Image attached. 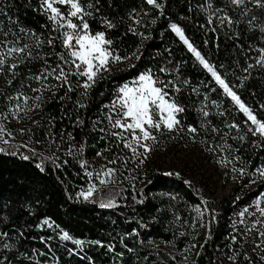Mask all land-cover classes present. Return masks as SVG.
<instances>
[{"label":"trees","instance_id":"obj_1","mask_svg":"<svg viewBox=\"0 0 264 264\" xmlns=\"http://www.w3.org/2000/svg\"><path fill=\"white\" fill-rule=\"evenodd\" d=\"M91 2L95 4V0ZM3 4L7 5L5 10L9 15L19 20V25L12 26L14 31H18L19 27L34 29L37 33H43L47 39L51 33V22L38 10V0H3ZM209 4L212 6L211 11L225 9L234 22L229 24L225 20L221 26L217 17L224 13L217 12L209 24ZM96 7L99 12H94L93 17H86L92 31H105L107 38L114 40L113 46L121 50V55L134 52L141 44V36L129 31L130 26L149 38L143 40L139 60L133 56L131 61L117 66L121 71H116L114 67L111 73H105L88 91L87 96H84L82 88L75 87V83L84 78L73 76L70 77L74 84L72 92L65 96V87L43 108H35V113L20 126L27 129L22 132V139L32 144L39 141L38 144L48 153L47 156L43 157L22 147L24 151H19L15 145L0 146L5 148L4 152H0V232L8 233V237L0 236V264H53V257L57 258L56 264H192L193 261L196 264H264L252 254H247L251 260L245 259L246 249L239 243L240 238L231 240L230 227L224 219L235 208L251 204L264 192V183L258 179L255 184L250 182L256 177L238 172L241 183L234 191L235 204L223 208L224 218L213 220L211 239L205 244L208 229L201 227V224L211 218L210 212L212 215L215 212L209 202L205 205L195 184H189L184 176L167 175L163 171L149 168L146 159L143 163L132 160L130 150L122 143L119 148L112 147L111 152L105 150L102 156L97 155V152L115 143L107 132L102 133L99 129L108 126L104 118L108 109L104 105L111 101L116 88L145 68L151 67L156 71L161 66L175 68L179 65V76L173 71L171 74H161V79H176L180 82L179 93L171 88L169 91L185 108L178 116L183 126L172 132L166 130L161 139L184 144L188 150L195 147L204 154L227 156L228 163L236 168L245 167L249 173L264 165V147L259 146L264 143V138L249 131L254 126L247 114L231 97L225 95L211 74L199 64L170 27L171 23H179L194 46L225 76L257 118L264 119V108L261 107L264 105V67L256 64L257 49L264 47V31L261 30V26H264V9H253L251 13L241 15L244 9L233 6L230 0H166L163 15L154 6L148 5L146 0H99ZM247 7L253 8L251 3ZM134 8L137 13L133 15L140 20L139 24L128 15ZM253 16L257 19L250 25L248 21ZM102 17L113 20L116 27L106 28ZM0 19H4L7 30L8 21L2 13ZM152 19L157 20L156 24L151 23ZM44 25L49 27L45 28ZM211 28L215 31L209 30ZM52 51L45 43L40 54ZM55 51H61L59 40L55 41ZM48 59L53 64L56 62L54 55ZM168 61L171 63L168 64ZM129 63L136 67L123 70ZM249 64L255 66L249 72H244L243 69ZM220 65H224V68L221 69ZM43 66V60L35 59L19 65V75L15 78L11 72L3 74L0 80V111L8 112L10 107H14L15 101L10 103L7 97L14 96L17 90L29 96L36 95L31 88H37L39 84L29 77L38 73ZM9 79H13L11 85L7 84ZM184 79L189 83L183 84ZM52 82L55 83L54 80ZM45 97H52V93H45ZM213 100L218 104L213 105ZM77 101L87 107L79 108ZM204 111L209 112V116L205 117ZM77 115L84 120L83 126L77 123ZM97 117L104 123L94 128L93 121ZM233 121L240 125L239 130L228 127ZM188 125L195 126L197 132L190 133ZM213 126L219 131H213ZM69 133L74 140L69 139ZM50 135L55 137L54 143ZM238 136L245 138L234 139ZM70 144L74 145V154L80 144L85 145L82 158L88 161V171L101 158L109 161L119 157L118 163L113 164V168L120 170L119 179L111 186H103L102 193H94L88 200L77 196L78 192L87 190L91 178L78 163L81 156L67 155ZM226 145H231V148ZM236 155L241 157L239 161L233 159ZM25 156L30 158L25 159ZM47 157L59 159L54 162ZM124 157H129L126 167ZM42 158L44 164L41 166ZM64 160L68 163L63 164ZM132 169L135 170L130 171ZM133 186L136 190L142 189L143 195L133 190ZM121 189L124 191L116 197L115 207H101V202L106 203L108 198ZM140 200L143 203H139ZM197 205L203 213V220L197 215ZM48 217L55 223L50 221L51 226L44 224L40 227ZM142 224L147 226L142 227ZM134 229L139 230V236L135 233L125 235ZM63 231L69 232L74 239L65 240ZM75 239L85 241L82 249L75 244ZM94 240H101L104 246L92 244ZM164 241L172 243L166 244ZM5 243L15 247L6 249L3 247ZM109 243L115 245L114 250L107 248ZM193 243L197 245L194 250L183 251ZM201 244L204 245L203 249L199 247ZM129 248L133 251H129ZM121 252L124 253L123 257L119 255ZM235 253H239L237 260L230 261L228 256ZM36 256L38 260L29 259ZM184 256L188 257L187 262L183 261Z\"/></svg>","mask_w":264,"mask_h":264},{"label":"snow or ice","instance_id":"obj_2","mask_svg":"<svg viewBox=\"0 0 264 264\" xmlns=\"http://www.w3.org/2000/svg\"><path fill=\"white\" fill-rule=\"evenodd\" d=\"M40 4L39 11L43 12L47 19L51 22V33L45 40L43 33H37L34 29H29L25 27H19L18 31L13 30V25H19L18 19H13L12 15H9L6 4H3V0H0V13L7 19L8 25L7 30H5V21L4 19H0V74L7 72H11L12 77L15 78L19 75L17 69L19 65L24 64L26 62H30L35 59H41L44 62V66L42 69L35 74H31L29 79L35 80L38 82L39 87L31 88V85H28L31 88L33 93H36L34 96H29L25 94L23 91L17 90L15 95H9L7 97L8 101L11 103L15 101L14 107H10L8 112L0 111V118L7 117L9 115H15L18 119L21 118L19 113L23 112L27 114L28 111L35 108H43V106L49 102L51 98L56 96V93L61 89L67 88V92L65 96L68 95L69 92H72L74 89L73 81L70 77H81L84 78L82 81H77L75 83L76 88H82L84 90V96L88 95V91L97 83L98 79H102L105 73H111L113 68L115 67L116 71H121L118 65L128 62L132 60V57L135 56L136 60H139L142 53L141 47L143 46V40L149 37L145 36L143 32H139L134 27H129V31L133 32L135 35L141 36V44L138 46L134 52L128 53L125 55H121V50L114 47V40L111 38H107L105 31H95L93 32L89 21L86 17H93L94 12H99V8L96 7L99 4V0H95V4L91 2V0H38ZM148 5H152L155 9L159 10V13L163 15L165 2H158V0H146ZM230 3L233 6L242 7L244 11L241 15H245L247 13H251L253 9H264V0H230ZM251 3L253 8H248L247 4ZM62 7L64 10H62ZM210 9L209 15L207 17L209 24H211L213 17L217 12H223L222 16L217 17L221 26L225 23V20L229 24H232L234 21L231 16H229L225 9L217 8L214 11H211V4L208 5ZM133 13H137V9H132L128 15L135 20L136 24L140 23V20L136 18ZM102 23L108 29H113L116 27V24L113 20L102 17ZM257 18L253 16L252 20H249L248 23L250 25L253 24V21ZM157 20L152 19L151 23L156 24ZM45 28L49 27V25H44ZM171 29L175 32V34L179 37L181 41L187 46L188 50L194 54L195 59L201 64L214 78L215 83L218 84L222 89L225 95L231 97V100L235 102L239 108L247 114L248 119L251 121V125L254 127H250L249 131L254 134H259V137L264 138V119H258L257 116L253 113V110L245 104V102L238 95L237 91L233 90V87L230 86L229 82H227L225 76H222L221 72L214 66L213 63L209 61L205 57V55L191 42L189 37L185 34V30L179 23H171ZM211 31H215L214 28L209 29ZM261 30L264 31V26H261ZM52 33H56L53 35ZM239 35V33H237ZM28 40V42H24ZM60 41L61 51H55V41ZM50 46L53 51L51 53H43L40 54L42 47L44 44ZM207 43V41H205ZM255 47V46H253ZM258 58L256 59V64L264 67V47H259L258 49ZM55 56L56 62L53 64L49 61V56ZM168 64L171 61L167 62ZM183 63V62H181ZM255 65L249 64L247 68H244V72H249ZM135 64H127L126 68L123 70H127V68H135ZM221 69L224 68V65L219 66ZM173 71L176 72V75L179 76V65L175 68H171L168 66H161L156 71L153 68L148 67L143 71H139L138 74L131 80H126L122 84H120L113 95L111 101L104 105V108L108 109L107 112L104 113V118L107 121L106 128H100V132H107L109 134V138L113 140L115 143L112 144L109 148L101 150L97 152V155L102 156L105 150L111 152L112 147L119 148L122 143L123 146L130 150L131 159L134 161H138L139 163H143V160L148 157V155L153 150L154 144L152 142L157 141L158 134L163 135L164 128L166 127L169 132L177 130L179 127H182L181 120L178 118L180 113L185 111L184 106L178 102L177 98L169 91V89H173L175 93H179L181 91L180 82L176 79L172 80H164L161 79V74H171ZM51 78V79H50ZM248 77H243L242 79H247ZM55 81L53 83L52 81ZM13 83V79L7 80V84L11 85ZM189 81L187 79L183 80V84H188ZM243 86L242 84L240 85ZM23 87V85H21ZM196 91V89H193ZM215 91V89H212ZM51 92L52 97H45V93ZM22 98V100H21ZM70 98V97H69ZM64 99V97H61ZM205 99H207V94H205ZM31 102V104H29ZM79 108H86V104H82L79 101L76 102ZM213 105H217L218 102L213 100L211 101ZM23 104V106H22ZM264 108V105H261ZM18 110V111H17ZM203 115L205 117L209 116V112L204 111ZM76 121L79 125L83 126L84 120L81 119L79 115L76 116ZM34 123L38 124L39 121H34ZM100 123H104L99 117L95 121H93L94 128L98 126ZM247 123V121H245ZM228 127L240 129V125L236 124L234 121L232 124L228 125ZM27 129L21 128L20 132H24ZM187 130L190 133H196L197 128L193 125H188ZM7 131L3 124H0V138H2L3 133ZM213 131L218 132L219 129H216L213 126ZM8 137H12L13 133L8 131ZM70 140H74L75 138L71 133L68 134ZM102 139L105 137H101ZM245 137H234V139H244ZM51 142H55V137H51ZM4 144H8L9 140H3ZM39 143V141H37ZM255 143V142H254ZM260 147H264V143L259 145ZM24 147H28V145H24ZM57 147H59L57 145ZM74 145L70 144L67 155H75L81 156L78 163L82 168L85 169L88 177H93L94 175L99 177L98 182H90L87 190H82L78 192L77 196H83L85 200L92 198L94 193L103 191V186H106L112 183L114 180L119 179L118 168L112 167H103L100 172H96L94 174L93 171L87 170L88 161L82 158V153L84 151L85 145L80 144L76 148L75 154L73 153ZM226 147L231 148V145H226ZM211 151H215V149H210ZM223 150V149H222ZM5 148L0 147V152H4ZM234 151L238 152L239 149H235ZM32 152L35 153V149H32ZM25 159H29L30 157L25 156ZM46 159H51L55 162L58 157H47ZM119 157H116L112 160H109V164H116L119 161ZM129 157H124L123 162L126 167ZM228 157H223L219 163L225 164L227 162ZM235 161H239L241 157L236 155L233 157ZM68 161L64 160L63 164H67ZM41 166L44 164V158L40 161ZM132 169L130 171H134ZM232 172H239L242 175H249L250 177H256V179H251L250 182L255 184L257 179L264 183V165L256 167L254 171L249 173L245 167L236 168L232 167ZM167 175H175L180 176L179 172H169ZM233 179L236 177L233 176ZM191 184V181H188ZM133 190L139 191L141 195H143V190H136L133 186ZM123 189L117 192L115 195L107 199V202H101V207L112 208L117 204L116 197L123 193ZM264 198V192L260 193V196L257 200L253 201V204L259 206V200ZM239 199V197H237ZM139 203H143V200H140ZM205 205L208 204V201H204ZM251 207V205H249ZM248 209H243L238 215L243 217L245 212ZM259 211L262 215H264V208H259ZM197 215L203 220V213L199 205L196 206ZM255 215V213H252ZM211 218L207 220L206 223H202L201 227H205L208 229V234L205 238L204 243L206 244L209 239H211V226L214 220V215L211 214ZM51 221V217H48L44 220L43 224L39 225L43 227L44 224H49ZM51 223H55L51 221ZM240 223H244L243 220ZM261 221L256 219L252 222V226L254 227L257 224H260ZM49 226H51L49 224ZM142 227H146L147 225L142 224ZM250 230V229H249ZM234 231H238L235 230ZM135 233V235L139 236V230L134 229L133 232L125 233L126 236H131ZM63 238L68 241H72L74 238L67 231H63ZM0 236L8 237L7 232H0ZM258 236L260 237L259 243L257 247L264 246V226L262 229H258ZM43 239V238H42ZM238 239L237 235H231V240L236 241ZM75 244L79 245L81 249L85 245V241L83 239H75ZM92 244L104 246L101 240L91 241ZM121 243H123V237H121ZM143 244V240L140 242ZM149 243H153L149 241ZM164 243H172L170 241H164ZM156 246V245H154ZM4 248L15 247V245H11L5 243L3 245ZM125 248H128L127 244H124ZM197 247L196 244H189L184 248V252H190ZM201 249H203L204 245H199ZM107 248L110 250H114L115 245L112 243L107 244ZM129 251H133V249H128ZM38 251V250H37ZM72 251H77L73 249ZM71 254V253H70ZM21 255H26V253H21ZM121 257H123L124 253H119ZM200 255V253H197ZM239 253H235L233 255L228 256L230 261L235 262ZM7 259V258H5ZM29 259H39L36 257H29ZM147 260V257L144 258ZM175 260V257H172ZM245 259L251 260V257L245 253ZM261 260H264V256L260 257ZM56 257H53V264H56ZM183 261L187 262L188 257L184 256ZM192 264H196L195 261Z\"/></svg>","mask_w":264,"mask_h":264},{"label":"rangeland","instance_id":"obj_3","mask_svg":"<svg viewBox=\"0 0 264 264\" xmlns=\"http://www.w3.org/2000/svg\"><path fill=\"white\" fill-rule=\"evenodd\" d=\"M62 10L64 8L62 7ZM4 74V73H3ZM0 74V80L3 77ZM22 100V98H21ZM31 104V102H29ZM23 106V104H22ZM18 111V110H17ZM35 113V109L27 112V114L21 112L19 113L21 118H17L15 115H9L4 118H0V124H3L7 131H5L0 138V146H13L15 145L17 150L24 151L22 148H27L28 150L35 149V153L47 156L48 153L43 151V147L38 143L32 144L31 142L26 143L23 138L22 132H20L21 125L25 124L27 119L30 118ZM164 128L163 133L166 131ZM13 133L12 137H8L7 132ZM163 136V135H162ZM3 140H9L8 144H4ZM154 144L153 150L145 158L148 162V167L155 170L163 171L164 173L169 172H179L180 176H184L185 180L191 181L200 190L204 200L209 202V205L213 207L215 212L214 219L220 220L219 218H224L223 208L232 207L235 204V188L241 183V176L238 172H232L233 165L226 162L225 164H220L219 161L223 156L215 154H204L199 148L192 147L189 150L186 146L178 145L176 143H171L168 140L161 139V135L158 134V139ZM28 145V147H24ZM22 147V148H21ZM102 160H97L96 166L92 168L91 171L100 172L103 167H112L113 164H109L108 160L101 158ZM236 178L233 179L232 177ZM90 182H98L99 177H90ZM116 180L112 183L114 184ZM257 200V198L255 199ZM253 200V201H255ZM235 208L232 212L226 215L224 218L229 227L230 235H237L242 248L246 249L247 254L259 258L264 256V246L257 247L260 237L258 236V229H262L264 226V215L259 211V208H264V198L259 200V206L256 204ZM204 209L207 207H203ZM247 208L248 211L245 212L243 217H240V213L243 209ZM255 213V215H252ZM256 219L261 221L260 224L252 226V222ZM243 220L244 223H240ZM238 230V231H234ZM250 229V230H249ZM237 239V240H238ZM261 260V259H260ZM264 262V260H261Z\"/></svg>","mask_w":264,"mask_h":264}]
</instances>
